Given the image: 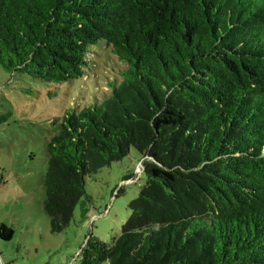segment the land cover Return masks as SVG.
Returning <instances> with one entry per match:
<instances>
[{
	"label": "trees",
	"instance_id": "trees-1",
	"mask_svg": "<svg viewBox=\"0 0 264 264\" xmlns=\"http://www.w3.org/2000/svg\"><path fill=\"white\" fill-rule=\"evenodd\" d=\"M99 41L126 68L46 142L50 232L85 178L132 148L144 185L120 234L88 237L79 264H264V0H0L11 77L77 80Z\"/></svg>",
	"mask_w": 264,
	"mask_h": 264
},
{
	"label": "rangeland",
	"instance_id": "rangeland-1",
	"mask_svg": "<svg viewBox=\"0 0 264 264\" xmlns=\"http://www.w3.org/2000/svg\"><path fill=\"white\" fill-rule=\"evenodd\" d=\"M85 61L79 79L61 84L11 77L0 68V224L13 232L9 241L0 240L2 264H79L88 237L110 245L120 234L129 202L144 185V174L136 171L141 157L131 148L121 161L85 178L86 196L69 225L50 232L42 188L46 142L66 111L100 102L126 68L104 41L89 47Z\"/></svg>",
	"mask_w": 264,
	"mask_h": 264
},
{
	"label": "built area",
	"instance_id": "built-area-1",
	"mask_svg": "<svg viewBox=\"0 0 264 264\" xmlns=\"http://www.w3.org/2000/svg\"><path fill=\"white\" fill-rule=\"evenodd\" d=\"M140 165H141V163H139V166H138L137 169H136L138 175H140L141 172H142V166H140Z\"/></svg>",
	"mask_w": 264,
	"mask_h": 264
},
{
	"label": "water",
	"instance_id": "water-1",
	"mask_svg": "<svg viewBox=\"0 0 264 264\" xmlns=\"http://www.w3.org/2000/svg\"><path fill=\"white\" fill-rule=\"evenodd\" d=\"M0 264H2L1 261H0Z\"/></svg>",
	"mask_w": 264,
	"mask_h": 264
}]
</instances>
